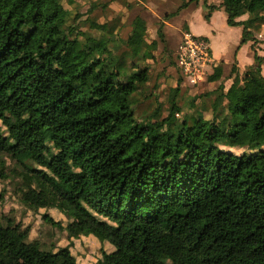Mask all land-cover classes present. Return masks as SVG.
<instances>
[{"label":"trees","instance_id":"1","mask_svg":"<svg viewBox=\"0 0 264 264\" xmlns=\"http://www.w3.org/2000/svg\"><path fill=\"white\" fill-rule=\"evenodd\" d=\"M179 1L177 12L194 0ZM220 6L228 25L244 26L241 44L254 42L257 65L243 75L230 66V87L211 93L210 120L178 119L180 83L167 117L155 110L139 119L134 106L150 69L138 62L157 49L144 19L135 18L127 50L116 54L110 42L120 17L91 21L101 33L95 39L77 34L79 17L68 24L63 0H0V155L17 167L0 170V180L19 179V201L32 213L47 208L44 193L113 246L100 264H135L123 260L129 256L144 264H264V58L247 25L264 18L237 21L256 8L263 14L264 0ZM225 68L215 66L208 82L221 81ZM31 231L13 216L0 221V264H78L72 244L47 247Z\"/></svg>","mask_w":264,"mask_h":264},{"label":"rangeland","instance_id":"2","mask_svg":"<svg viewBox=\"0 0 264 264\" xmlns=\"http://www.w3.org/2000/svg\"><path fill=\"white\" fill-rule=\"evenodd\" d=\"M63 0L64 7L69 11L68 24L74 25V20L79 17L75 25L79 26L78 33L92 34L93 38L99 39L100 32L89 27L91 21L105 23L120 17V29L110 42V49L114 53L121 54L126 51L125 41L132 30L133 22L136 17H141L147 23V41L157 42V49L153 51L152 59H140L141 67H149V83L137 94L134 106L136 116L139 119H146L153 115L156 110L162 118L170 114V100L173 90L180 83L181 92L177 102L182 109L178 115L181 120L184 115H201L205 119H212L211 104L215 99L211 93L221 84L227 89L232 84L231 68H225L224 77L221 81L210 83L207 78L213 73L209 69L205 71L202 79L195 83L187 81L177 68L175 53L186 31L187 26L181 25L183 30L180 37H176L175 27L179 24L175 18L179 12L175 4L167 2L163 7L161 19L155 16V5L150 0ZM170 1V0H169ZM178 1L179 5L181 2ZM170 24V25H169ZM185 30V31H184ZM83 40V36L79 35ZM208 71V72H207ZM198 83V84H197ZM240 154L241 150H233ZM6 168V173H12L15 166L14 162L8 157L0 155V170ZM23 180L31 182L29 175L24 174ZM19 179L13 177L7 180H0V221L4 217L13 216L23 225L32 227L31 238L39 239L48 247L53 244L57 248L72 244V253L76 257L78 264H100L101 252H111L112 247L108 243H101L95 233L85 228L81 230L77 219L68 215V210L60 203L47 198L44 193L40 196L47 202V208L41 209L38 214H34L19 201L16 185ZM51 216L55 221H60L65 229L54 228L45 223L43 215ZM126 262L133 261L135 264H144L133 257H125Z\"/></svg>","mask_w":264,"mask_h":264},{"label":"crops","instance_id":"3","mask_svg":"<svg viewBox=\"0 0 264 264\" xmlns=\"http://www.w3.org/2000/svg\"><path fill=\"white\" fill-rule=\"evenodd\" d=\"M150 1L153 2L151 4L152 6L155 5V16L160 19L164 10L163 7H166L165 4L167 2L175 4L176 10H178L180 6L178 1L172 0ZM221 3L222 0H206V2L205 0H194L187 8L180 11L179 14L173 18L179 24L175 27V34L176 37H180V33L183 32L180 26H187V29H185L186 31H190L196 36L204 37L209 41L213 60V64L209 69L213 70L215 66L221 63H224L225 67H230L235 64L241 75H243L246 71L257 65L252 47L254 42L250 41L241 44L244 26L228 25L227 13L225 9L220 6ZM210 6H214L215 8L209 13L207 7ZM261 13L262 12H260V10L258 11L256 8L253 10V13H247L241 16L237 21L245 23L249 21L251 17H260L259 15L264 18V13ZM206 14L210 15L209 20L205 19ZM247 25L249 26L248 30L253 33L258 41L256 44L258 55L264 58V20L250 21ZM262 74L264 76V67ZM184 79L189 81V83L191 80L193 83L196 82V80L192 78L185 77ZM109 246L111 245L109 244ZM111 247L113 251L114 247Z\"/></svg>","mask_w":264,"mask_h":264},{"label":"built area","instance_id":"4","mask_svg":"<svg viewBox=\"0 0 264 264\" xmlns=\"http://www.w3.org/2000/svg\"><path fill=\"white\" fill-rule=\"evenodd\" d=\"M175 61L182 76L196 81L213 64L209 41L191 32L184 33L175 53Z\"/></svg>","mask_w":264,"mask_h":264}]
</instances>
